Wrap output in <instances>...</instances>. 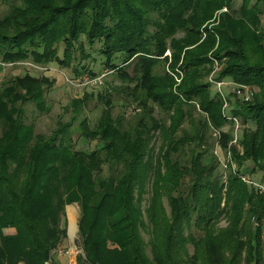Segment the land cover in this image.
<instances>
[{"label":"trees","instance_id":"obj_1","mask_svg":"<svg viewBox=\"0 0 264 264\" xmlns=\"http://www.w3.org/2000/svg\"><path fill=\"white\" fill-rule=\"evenodd\" d=\"M6 5L9 11L0 19L2 62L31 58L42 65L61 59L68 66L74 59L76 74L96 75L82 61L91 57L88 45L99 43L103 64L126 80L122 89L139 106L131 107L136 119L127 126L123 115L115 116L111 97L101 92L106 107L97 124L86 118L78 126L88 150L77 149L73 122L47 135L24 119L28 102L48 109L44 93L53 82L29 73L3 85L0 246L5 249L0 252L45 264L64 237L61 214L78 202L87 264H264V192L240 176L264 172V0H243L237 9L236 0H9ZM70 38L61 58L60 42ZM169 49L173 63L164 74L156 73L157 65L170 59L164 57ZM137 58L131 76L127 68ZM215 60L221 67L216 80L253 90L252 100H242L230 114L219 91L213 94ZM86 99L76 101L77 112ZM156 104L169 113L168 124L156 115ZM236 118L244 130L233 144L234 128H224L234 127ZM215 130L223 133L226 176L217 172L221 162L208 144ZM157 133L163 139L158 154L151 145ZM235 163L242 169H233ZM223 219L227 224L221 227ZM149 222L148 243L143 230Z\"/></svg>","mask_w":264,"mask_h":264},{"label":"rangeland","instance_id":"obj_2","mask_svg":"<svg viewBox=\"0 0 264 264\" xmlns=\"http://www.w3.org/2000/svg\"><path fill=\"white\" fill-rule=\"evenodd\" d=\"M7 1L9 0H0V19L5 16V14L9 11V7L6 5ZM11 1V0H10ZM257 0H252L255 3ZM243 0H236L235 9L241 6ZM264 8V5H263ZM229 9L225 7L223 11H228ZM219 22V21H218ZM216 23H214L215 25ZM65 26V24H63ZM66 28V26H65ZM64 29V27H62ZM262 29L264 30V14H263V22H262ZM65 29L62 30V34H64ZM184 36V33H179L177 35L178 39ZM62 38V37H61ZM71 38L69 41H61L60 42V56L61 58H65L64 51L67 46H69ZM66 43V44H65ZM80 44V42H76ZM87 51L91 54V57L82 61V64L89 66L96 75L89 74L88 71L81 74H76L75 66L76 62L72 59V63L68 66H65L60 63L59 60L53 59L49 63L38 65L33 63L30 59L19 61L18 63H4L0 58V91L4 84L9 83L12 84L16 78H24L27 74H32L37 77L46 76L49 81H51L52 87L46 90L44 93V98L46 100V108L47 110H42L40 107L37 106L35 102H28L24 104L23 108L25 111L24 119L27 123H33L36 127L37 132L52 135L54 131L60 126L61 123L73 122L71 130H73V138L76 140V148L77 149H86L88 150L86 139L82 138L79 135L78 126L79 123L84 120L88 119L91 125H96L99 121L103 109L106 107L105 102L100 100L101 92H104L107 97H111L112 101H114V114L115 116L123 115L127 122V126L129 122H135L134 120V106H139L136 100L132 98V95H129V90L122 89L123 86H126V81L122 80V78L116 73H111L105 66L104 60L105 56L101 53V45L98 43L95 46L90 47L88 45ZM212 56V52L210 53ZM169 57L170 59L166 62H160L157 67L156 73H165L169 70L167 67L172 64V51L169 49L164 57ZM138 61V58L135 59L130 66L127 68V72L133 76L135 73V64ZM121 62V60L119 61ZM181 62L179 63V71L175 76V82L177 83L173 89L177 90L179 82H181ZM82 67V66H81ZM221 69L219 66L218 60H215V69H213L211 76L214 77V74ZM108 73V74H107ZM106 77L102 78V76ZM101 79L102 82H97L96 80ZM122 84V85H121ZM228 84V83H227ZM48 88V84L45 85ZM223 92L227 98V101H224V110L227 114H230L231 110L236 107L242 106V100L248 102L245 98L238 95L236 91H234V86H223ZM213 94H216L219 91V87L214 86L212 88ZM26 92L25 90H23ZM177 92V91H176ZM230 95V93H232ZM253 93V92H252ZM134 95H139L138 93ZM82 107V111H76V101L85 99ZM252 100V99H251ZM129 103V104H127ZM241 104V105H240ZM134 108V110L131 109ZM156 107V115L163 119L164 121L169 123V113L161 108L159 105H155ZM194 112V119L198 121L199 119V112ZM138 115V114H137ZM75 119V120H74ZM240 120L238 119V122ZM235 122V121H234ZM240 122L238 125L234 124H227L224 128V131L228 132L233 130L234 128V140L232 141L233 144H236L239 141L240 135L243 133L244 126L241 125ZM252 126V125H251ZM212 137L209 139L208 144H210L211 152L215 153L218 156L219 162L221 164L217 165V172L221 176H226V174L230 171V166L228 165V155L227 152L221 147V137L223 135L222 132L215 130V132H211ZM162 137L159 136V133L154 137L152 146L155 147V152L158 154L162 145ZM95 143V142H94ZM230 158V156H229ZM250 167H253V163H250ZM239 168L242 169L236 163L233 164V169ZM105 173H108V170L105 169ZM251 176L256 182L262 184L264 186V172L263 171H256ZM150 185V183H149ZM151 187V186H150ZM149 187V188H150ZM151 193L147 194L145 201L143 203L144 207L146 208L149 203V198ZM164 207L167 210V213L170 215L171 208L169 205V200L167 197L164 198ZM65 215V217H64ZM81 205L78 202H74L71 204L66 205L63 213L61 216L64 218L62 219V227L65 229L64 237L62 242L57 246L49 260L45 264H87L86 261V252L85 247L82 244V236H81ZM196 219V216L193 217V221ZM227 221L222 220L220 226H226ZM264 229V224H263ZM196 232V229L194 230ZM151 232H152V224L149 222V227H146L143 230V236L146 241L149 243L151 239ZM6 234L15 233V230L5 231ZM5 249V246H0ZM7 249V248H6ZM149 255L152 256L153 246L148 247ZM62 251V253H60ZM189 251L191 254L194 253V246L189 244ZM70 252L71 254H66ZM12 256V255H11ZM9 254H4L0 252V264H27L26 261L22 260V258H12ZM61 256V259L60 257ZM11 257V258H10ZM10 258V260H9ZM9 260V262H8Z\"/></svg>","mask_w":264,"mask_h":264},{"label":"built area","instance_id":"obj_3","mask_svg":"<svg viewBox=\"0 0 264 264\" xmlns=\"http://www.w3.org/2000/svg\"><path fill=\"white\" fill-rule=\"evenodd\" d=\"M103 77L104 76H102V78ZM210 80L214 84V86H216V87L218 86L219 87V93L221 94V96H222V98H223L224 101H227V98H226V96H225V94L223 92V88H222L223 86H234V91H236L238 93V95L242 96L243 98H245L248 101H250L252 99V95H253L252 92H253V90H252L251 86H248L246 84H235L233 82L219 81V80H216L214 77H210ZM96 81L97 82L98 81L99 82H102L101 79H99V80L97 79ZM229 118L232 119V117H230V116H229ZM235 122H236L237 125L240 123V121L238 122V119L237 118L235 119ZM236 169L237 168H235V170ZM240 176H241V178L245 182L256 186L257 188H259L261 191L264 192V186L262 184L256 182L255 180L251 179V176L250 175H248V174H241ZM60 253H62V251ZM66 254L69 255L71 253L70 252H67Z\"/></svg>","mask_w":264,"mask_h":264},{"label":"crops","instance_id":"obj_4","mask_svg":"<svg viewBox=\"0 0 264 264\" xmlns=\"http://www.w3.org/2000/svg\"><path fill=\"white\" fill-rule=\"evenodd\" d=\"M60 257V259H61V256H59Z\"/></svg>","mask_w":264,"mask_h":264}]
</instances>
